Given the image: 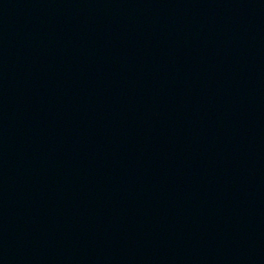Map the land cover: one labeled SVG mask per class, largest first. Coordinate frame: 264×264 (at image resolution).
Instances as JSON below:
<instances>
[{
    "label": "water",
    "instance_id": "obj_1",
    "mask_svg": "<svg viewBox=\"0 0 264 264\" xmlns=\"http://www.w3.org/2000/svg\"><path fill=\"white\" fill-rule=\"evenodd\" d=\"M0 264H264V0H0Z\"/></svg>",
    "mask_w": 264,
    "mask_h": 264
}]
</instances>
